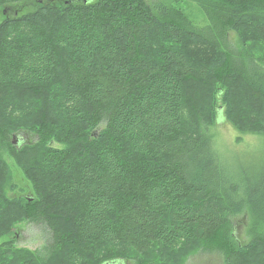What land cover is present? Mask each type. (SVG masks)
Returning <instances> with one entry per match:
<instances>
[{
    "label": "trees",
    "instance_id": "1",
    "mask_svg": "<svg viewBox=\"0 0 264 264\" xmlns=\"http://www.w3.org/2000/svg\"><path fill=\"white\" fill-rule=\"evenodd\" d=\"M22 1L0 0L16 11L0 22V239L36 222L58 264H153L156 245L195 239L226 264H264V0L9 6ZM219 114L258 137L233 166L209 131ZM24 132L38 140L19 145ZM5 152L30 195L6 196Z\"/></svg>",
    "mask_w": 264,
    "mask_h": 264
},
{
    "label": "rangeland",
    "instance_id": "2",
    "mask_svg": "<svg viewBox=\"0 0 264 264\" xmlns=\"http://www.w3.org/2000/svg\"><path fill=\"white\" fill-rule=\"evenodd\" d=\"M145 1L153 5L163 0ZM9 6H15L14 9L21 14L31 12L36 8L32 0L14 2ZM182 7L198 27L206 24L204 13L195 3L183 1ZM6 9L7 6L4 9L0 8V22L5 16L16 13V11L7 12ZM230 41L232 45L237 47V37L234 33L230 34ZM256 47L258 49H254V51L258 52L259 50V54H261L260 48ZM209 131L218 154L224 162L232 166L243 151L254 147L258 142V137L250 136L236 129L222 114L218 115L216 123L210 127ZM18 139V144L22 145L35 143L38 137L29 132H24L18 136ZM54 145L58 146L57 144ZM3 157L12 176V183L5 191L6 196L16 198L30 195L31 185L24 171L16 163L15 156L5 152ZM24 223L18 224L10 236L0 239V249H3L5 244L10 243L9 247L6 246V248H10L8 254L0 250V264H28L27 259L33 257L37 264H58L62 257L59 252L53 254L49 248V232L44 223L26 222V227H22L21 225ZM233 223L235 227L234 237L241 243H248L250 241L248 238V219L241 215L236 217ZM216 250L215 247L204 246L200 240L195 239L182 243L176 250L171 251L173 254L161 245H156L144 258L152 261L153 264H226L225 258L218 252L219 250ZM130 264L135 263L130 261Z\"/></svg>",
    "mask_w": 264,
    "mask_h": 264
},
{
    "label": "clouds",
    "instance_id": "3",
    "mask_svg": "<svg viewBox=\"0 0 264 264\" xmlns=\"http://www.w3.org/2000/svg\"><path fill=\"white\" fill-rule=\"evenodd\" d=\"M22 227H26V222L24 224L21 225Z\"/></svg>",
    "mask_w": 264,
    "mask_h": 264
},
{
    "label": "bare ground",
    "instance_id": "4",
    "mask_svg": "<svg viewBox=\"0 0 264 264\" xmlns=\"http://www.w3.org/2000/svg\"><path fill=\"white\" fill-rule=\"evenodd\" d=\"M16 142H14V144H15ZM17 144V143H16Z\"/></svg>",
    "mask_w": 264,
    "mask_h": 264
}]
</instances>
